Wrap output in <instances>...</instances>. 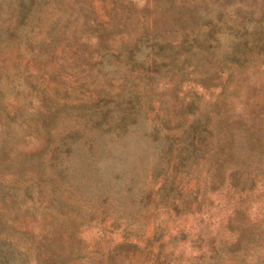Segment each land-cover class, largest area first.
Returning <instances> with one entry per match:
<instances>
[{"label": "trees", "instance_id": "1", "mask_svg": "<svg viewBox=\"0 0 264 264\" xmlns=\"http://www.w3.org/2000/svg\"><path fill=\"white\" fill-rule=\"evenodd\" d=\"M97 1L99 7L93 0H64L59 5L54 0H0V79L11 75V85L30 95L27 104L16 108L0 102V190L16 189L24 195L22 208L0 213V244L22 250L34 264H69L80 257L85 247L80 233L101 214L117 227L123 223L124 239L130 233L136 237L118 242L117 248L143 250L133 228L136 222H127L131 210L82 202L87 185L66 161L73 152L86 158L91 150L104 151V144L116 147L135 138L137 153L152 154L150 168L143 169L145 179L148 171L152 174L146 179L150 187L139 203L158 199L155 204L165 211L192 213V203L200 206L198 197L208 198L209 211L214 193L225 190L240 197L246 191L245 160L235 151V134L247 125L242 112L229 113L217 102L230 79L244 73L226 74L220 66L195 76L193 59L213 55L223 36L240 32L251 38L237 41L233 55L261 51L264 0H252L247 10L241 7L245 0H201L202 5L195 0ZM58 6L62 16L55 18L51 10L48 21L42 12ZM37 27L45 29L35 37L31 32ZM117 35L128 41L115 52L111 42ZM110 56L128 66L123 77L105 69L103 59ZM216 63L221 65L220 59ZM197 88L218 93L210 102ZM189 89L193 92L188 95ZM148 110L155 111L150 129L144 130L140 123L148 121ZM70 117H78L83 127L59 137L57 128ZM30 145L35 146L24 149ZM207 149L205 179L200 188L191 189L184 178ZM257 149L264 156L262 141ZM105 187L97 197L106 199L108 191H114ZM261 187L264 193V180ZM237 199L218 222L235 236L221 239L203 229L193 240L198 253L190 264L210 263L222 250L246 253L260 238L264 243ZM258 256L264 260V247ZM174 258L173 249L161 245L149 261L176 264Z\"/></svg>", "mask_w": 264, "mask_h": 264}, {"label": "rangeland", "instance_id": "2", "mask_svg": "<svg viewBox=\"0 0 264 264\" xmlns=\"http://www.w3.org/2000/svg\"><path fill=\"white\" fill-rule=\"evenodd\" d=\"M54 1L59 5L64 0ZM138 1H140V4H144L148 0ZM183 1L191 2L193 0ZM195 1H200V5L204 3L201 0ZM93 2L99 7L97 0H93ZM251 3L252 0H245L241 6L242 9H249ZM58 8L59 6L44 10L42 14L46 15L48 21H50L51 10L55 11L53 14L55 18L62 16L61 12L57 11ZM99 13H101L100 10ZM263 23L264 20L262 25ZM253 26L254 22L251 24L250 30ZM44 29L45 27L42 31ZM42 31L38 27L33 28L31 35L38 37V34L41 36ZM238 35L223 36L220 46L214 48L213 55H198L199 58L193 59V62L196 65L195 76L208 75L220 66H223L224 73L234 71L244 73L243 77L235 76L232 77V80L230 79L225 94L217 101L229 113L242 112L247 125V129L236 131L235 134L237 142L235 151L241 159L245 160L243 167L246 170V191L244 194L238 197V193L233 195L225 190L218 195L214 193L211 196L214 207L209 211L208 209L205 210L208 204L207 197L204 200L198 197L199 207L193 205V203L191 204L190 211L192 213L165 211L159 204H155V202H160L158 199L149 200L147 205L146 201L148 200L146 199L139 203L140 198L143 197L142 194L146 193L148 187H150L147 185L146 179L151 180L152 174L148 171L145 179L143 174L146 171H143V169L144 167L150 168L152 154L151 150L147 154L137 153L135 138L124 145L116 147L104 144V151L92 153L91 150L86 158L73 152L66 161L69 169L76 171L78 176H83L82 178L87 185L82 202L86 205H103V207L115 205L117 210H122L124 207L131 210L127 222H136L133 228L138 231L137 236L140 235L139 244L143 247V250H131V248L126 247L117 248L118 242L126 240L133 242L136 237H133L130 233L128 239H124L123 236H126V234L121 230L123 223L119 225L120 227H117V222L111 223L108 218H102L103 215L101 214L96 218L97 220H89L91 222L81 231L80 235L85 247L81 256L69 264H150V253H154L161 245L164 250L173 249L175 254L173 260L176 264H190L192 257L198 253L193 240L197 233L203 229L211 234L217 233L221 239L227 240L235 236L234 233L225 230L218 222L222 221L221 218L232 210L234 207L233 201L237 198L239 205L248 210V216L256 225L258 232H261L264 237V193L261 187L264 180V156L257 149L260 141L264 143V48L259 52L255 49L254 52L248 51L246 54L233 55L237 41L243 42L244 38H251L250 35H243L242 32ZM126 41H128L126 36L117 35L113 38L111 46L117 52V48H121ZM262 41L264 42V34ZM20 48L21 50L24 49V41H21ZM238 48L239 46L236 47V49ZM234 58L240 60L233 61ZM138 59L144 60L141 57H138ZM218 59H220L221 63L219 64L221 65H217L216 60L218 61ZM103 62L109 74L116 78L123 77L128 70V66L124 64V61L112 56L103 59ZM192 76L194 75H189L190 78ZM222 78H225V75ZM11 81V75L0 79V102L2 105H6L8 108H16L27 104L30 101V95L26 91L18 90L17 85H11ZM183 88L185 89V87ZM189 91L188 95L193 92L192 89H189ZM196 92L201 93L203 100H210V102L215 99L218 93L214 91V94L210 95L209 93L212 92H203L199 88ZM153 107H156V105L153 104ZM154 111L148 110V121L140 123V127L144 130L150 129ZM82 127L81 120L78 117H70L60 124L56 132L59 137H62L68 131ZM248 141L251 142L250 148L247 146ZM34 146L30 145L24 149L33 148ZM208 150L203 157L192 163L188 174L184 178L191 189L196 185L200 188L205 179L210 160ZM183 171H187V169H183ZM100 185H103L101 189L98 188ZM105 186L114 187V191H108L106 199L97 197L98 192H100L99 194L104 193ZM23 199V193L16 189H10L6 193L0 190V213L16 212L18 208L24 206V203H21ZM120 217L123 216L120 215ZM21 228L23 227L21 226ZM153 237L158 240H153ZM262 246L264 247V243L260 238L252 244L251 249L246 253L230 254L222 250L217 259L210 260V263L207 264H264V260L258 256L263 250ZM0 264L34 263L30 256L24 254L22 250L19 252L8 244H0Z\"/></svg>", "mask_w": 264, "mask_h": 264}]
</instances>
